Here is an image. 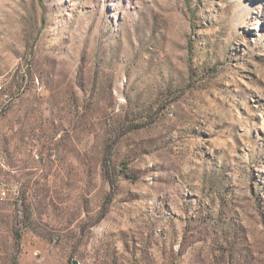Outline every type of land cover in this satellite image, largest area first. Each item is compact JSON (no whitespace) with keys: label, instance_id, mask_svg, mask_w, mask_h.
<instances>
[{"label":"rangeland","instance_id":"1","mask_svg":"<svg viewBox=\"0 0 264 264\" xmlns=\"http://www.w3.org/2000/svg\"><path fill=\"white\" fill-rule=\"evenodd\" d=\"M264 264V0H0V264Z\"/></svg>","mask_w":264,"mask_h":264},{"label":"water","instance_id":"2","mask_svg":"<svg viewBox=\"0 0 264 264\" xmlns=\"http://www.w3.org/2000/svg\"><path fill=\"white\" fill-rule=\"evenodd\" d=\"M72 263H73V264H76V261H75V260H72Z\"/></svg>","mask_w":264,"mask_h":264}]
</instances>
